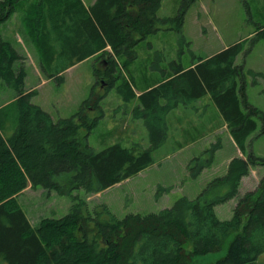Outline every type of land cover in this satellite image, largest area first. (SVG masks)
<instances>
[{"label": "trees", "instance_id": "1", "mask_svg": "<svg viewBox=\"0 0 264 264\" xmlns=\"http://www.w3.org/2000/svg\"><path fill=\"white\" fill-rule=\"evenodd\" d=\"M20 1L0 0V86L14 88L17 94L12 103L19 111L18 128L11 137H5L0 128V264H203L198 262L199 256L225 246L223 257L204 264H256L264 253V177L255 190L240 195L242 178L251 167L264 165V158L252 151L247 153L248 138L258 128L254 117L262 111L250 104L247 95L248 76L258 74L237 62L246 42L233 43L188 67L179 65L140 95L125 79L118 90L126 100L140 99L136 117L151 114L146 119L151 144L143 148L115 143L94 150L88 135L99 118L88 114L87 102L77 115L58 121L31 102L37 90L25 89V56L1 33L2 24L18 10ZM162 3L97 0L89 18L86 13L76 15L78 22L71 32V45L79 44L84 50L62 68L45 70L50 77L61 76L69 65L110 46L112 51L97 54V59L105 60V75H98L106 79L101 81L106 88H111L120 57L130 65L137 58L134 47L147 34L159 30V22H183L186 0L176 17H159ZM35 7L38 14L42 12L40 3ZM169 26L167 29L172 28ZM261 38L264 28L252 42ZM107 54L109 58H104ZM208 93L243 155L235 156L227 172L211 180L197 198L183 196L157 213L128 214L120 219L105 204L102 206L107 216L97 206L90 210L86 200L74 195L80 189L86 193L106 190L152 165L154 151L168 138L166 114L179 106L180 99L187 105ZM157 111H162L161 116L154 114ZM216 148L214 145L212 151ZM213 158L198 163L193 176L210 167ZM39 186L69 195L75 202L64 216L45 217L36 227L19 196L28 187ZM235 197L238 203L232 217L219 218L216 206Z\"/></svg>", "mask_w": 264, "mask_h": 264}, {"label": "rangeland", "instance_id": "2", "mask_svg": "<svg viewBox=\"0 0 264 264\" xmlns=\"http://www.w3.org/2000/svg\"><path fill=\"white\" fill-rule=\"evenodd\" d=\"M66 1L68 0H64L65 3ZM184 1L164 0L158 16L176 17ZM246 2L250 9L248 14L246 11V14L239 12L237 3L247 9L240 0H186L182 23L177 19L169 24L159 22L160 29L147 34L134 47L137 58L130 65H125L122 57L118 59L113 70L115 84L109 89L100 81L106 79L98 75L102 73L100 75L104 76L103 70L107 67L100 64L97 59L99 55L80 61L72 69L61 73V76L50 77V73L45 70L47 68L51 72L62 68V65L80 53L76 55L75 52L68 51L67 46L71 43L70 38L77 23L72 20L65 7L64 10L59 8L57 0H21L17 5L18 10L2 24L1 33L4 39L9 40L25 56L24 64L28 72L25 89L38 85V92L31 98V102L49 112L55 121L77 115L86 102L90 105L88 114L99 118L98 124L88 135V143L94 150H102L115 143L143 148H148L151 144L146 120L151 114L136 117L135 108L141 104L140 99L126 100L118 90L125 79L136 91L142 92L159 83L179 65L188 67L201 57L217 53L225 45L245 41V50L239 54L237 62L244 63L247 70L251 69L258 74L257 77L248 76L247 95L250 104L262 111L254 117L258 128L248 138L247 153L252 151L256 156L264 158V38L252 42V38L264 28V0ZM38 3L42 10L39 14L35 7ZM21 14L30 19H21ZM168 26L172 28L167 29ZM247 49L250 50L246 53ZM104 58H109L108 54ZM16 94L13 87L0 86V107L9 99L15 98ZM13 101L14 99L0 109V128L7 138L14 134L19 123L18 106ZM180 101L179 106L184 104L181 99ZM164 102L166 101L162 100ZM161 113L162 111L154 112L158 116ZM220 120L210 108H190L183 112L174 108L166 114L168 138L154 151L155 162L152 165L106 190L86 193L80 189L75 190L74 195L86 200L92 211L96 206L99 211L103 210L102 205L105 204L120 219L128 214L157 213L171 207L183 196L197 198L210 182V176L203 175V171L199 176H193L198 163L213 156V162L223 167L233 153L243 155L228 131L221 128ZM203 121L213 124H207V129H220L209 134L206 140L211 139L214 143L206 150L203 148V137L191 141L185 139L188 135L183 136L179 130L187 128V123ZM83 132H87V129L83 128ZM180 144L188 147L180 150ZM214 145L217 148L212 151ZM259 166L261 169H258ZM263 173L264 165H257L254 183L244 185L243 189L257 188L261 180L258 182V178ZM19 201L32 225L36 227L45 217L64 216L75 202L69 195L41 186L35 189L28 187L19 196ZM230 208L228 201L224 202L218 208V217L231 218L233 211ZM103 212L107 216L104 210ZM226 251L227 246L221 251L199 256L198 262H215ZM256 264H264V253Z\"/></svg>", "mask_w": 264, "mask_h": 264}, {"label": "crops", "instance_id": "3", "mask_svg": "<svg viewBox=\"0 0 264 264\" xmlns=\"http://www.w3.org/2000/svg\"><path fill=\"white\" fill-rule=\"evenodd\" d=\"M57 1L59 3V6H60L59 8H62L64 10V7H65L66 8V11H69L70 17L72 18V20L74 22H78L76 20V17H77L76 15L82 17V16H84V13H86L87 15L85 17H88L89 18L90 14H91V8L96 3L97 0H68V1H66V3L64 2V0H57ZM163 2H164V0H163ZM240 2H244V5L246 6L247 9L245 10L244 9V6L242 4H238L237 3V5H239V7H238L239 12H242V14H246V13L248 14V13H250V9L248 8L249 4L246 2V0H240ZM162 7H163V3H162L161 8ZM245 11H246V13H245ZM22 17H23V19L26 18L25 15L21 14V19H22ZM71 44L72 43H69L68 46H67L68 47V51L71 52V53L72 52L73 53L75 52V54H77L78 52H81V51L84 50L83 48H81L79 46V44L78 45H71ZM228 46L229 45H225L222 49H224V48H226ZM104 51H112V48L110 46H107V47H105V49H102V50L97 51L98 52L97 54H99L101 52H104ZM97 54H95V55H97ZM76 58H77V56L74 57V59H76ZM101 60H100V62H101ZM102 64L105 65V63H102ZM75 65H69V67L66 70L68 71V70L72 69ZM65 71H63V72H65ZM27 77H28V75H27ZM44 81H46V80L44 79ZM34 89L37 90V92H38V85H34L29 90H34ZM135 91H136V89H135ZM136 93H137V95H140L141 91H136ZM13 99H15V98H13ZM13 99H9V101L3 103V105L1 107H4L6 104H8ZM190 108L191 109H194V110H198V109H201V110H205L206 109V110H208L209 108L212 109L214 111L215 115L218 118L221 119L220 120L221 128L223 127L224 129H226L228 131L230 138L233 140L234 144L237 145L236 142H235V140H234V138H233V136L231 135V132L229 130V127H228L227 122L225 121V119H224V117H223V115H222L219 107L214 102V100H213V98H212V96H211L210 93H208L205 96L201 97L200 99H198L197 101H195V103L193 102V103L187 104V105L186 104H183L181 106H178L175 110H177L178 112L179 111H182L183 112V111L189 110ZM182 115H179V116H182ZM187 124H188V127L187 128L179 129L181 131V134L183 136L188 135V136H185L184 138L185 139L188 138L191 141L192 140H197V139L203 137V141H204L203 142V148H205L204 150H206V148H208V146H210V144L214 143V141L211 140V139L206 140L209 137V134L211 135L212 133L217 132L218 130H220V129H217V128H215V129H207V126H206L207 124L213 125L212 123H208L207 121L196 122V123H193L192 122V123H187ZM194 134H197L198 136H195ZM178 147H179V149L180 148L181 149H184V148H187L188 146H186L185 144H180V145H178ZM235 156H239V155L236 154V153H233V155L226 160L225 165L223 167H220V166L216 165L215 162H213L210 167H207V168H205L203 170V175L204 174H208L210 176V178L208 179V181L213 180L217 176L224 175L227 172V169H228V166H229L230 161ZM258 169H261L260 166H259ZM256 170H257V166L251 167L249 174L248 175H245L242 178V180H241V186H240V195H244L247 192L253 191V190L256 189V187H254V188H247L246 190L243 189L244 188V185H246L248 183H250V184H253L254 183V181H255L254 174H255ZM263 176H264V173L261 174V176L258 178V182H259V180ZM228 203L231 205V208L230 209H232V211H233L234 208L236 207L237 203H238V198H236V197L235 198H232V199H230L228 201ZM222 204L223 203L218 204L216 206V212H218V208L220 206H222ZM228 213H230L229 210H228Z\"/></svg>", "mask_w": 264, "mask_h": 264}, {"label": "flooded vegetation", "instance_id": "4", "mask_svg": "<svg viewBox=\"0 0 264 264\" xmlns=\"http://www.w3.org/2000/svg\"><path fill=\"white\" fill-rule=\"evenodd\" d=\"M105 62V60L104 59H102L101 60V62H100V64H102V63H104ZM103 80V79H102ZM102 80H100V81H102Z\"/></svg>", "mask_w": 264, "mask_h": 264}]
</instances>
